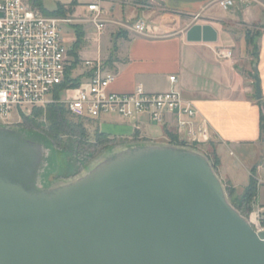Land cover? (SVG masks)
Segmentation results:
<instances>
[{
  "label": "water",
  "instance_id": "obj_1",
  "mask_svg": "<svg viewBox=\"0 0 264 264\" xmlns=\"http://www.w3.org/2000/svg\"><path fill=\"white\" fill-rule=\"evenodd\" d=\"M12 129L0 125V264H264V229L232 204L197 149L123 144L52 186L42 178L45 165L57 167L51 146L2 132ZM17 163L40 165L30 185L11 172Z\"/></svg>",
  "mask_w": 264,
  "mask_h": 264
},
{
  "label": "crops",
  "instance_id": "obj_2",
  "mask_svg": "<svg viewBox=\"0 0 264 264\" xmlns=\"http://www.w3.org/2000/svg\"><path fill=\"white\" fill-rule=\"evenodd\" d=\"M160 2V13L143 8L136 13V5L150 4V0H102L104 13L112 12L110 19H122L131 9L132 18L148 20L149 27L143 34L133 27L131 32L123 31L116 59L108 65L116 73L109 90L125 93L142 86L148 92L179 91L197 110L191 120L195 128L208 132L204 143L218 159L217 172L223 182L245 189L255 180L253 199L264 209V28L258 36L256 63L261 99L256 98L250 45L241 31L245 25L264 24V0H233L228 9L218 0ZM207 31L214 32L215 40H206ZM221 49L230 50L232 56L220 57ZM172 75L178 78L175 84L170 81ZM103 116L121 119L123 125H111L121 137L160 141L167 136L166 127L179 134L173 121L161 124L160 135H155L146 128L150 121L146 115L131 118L132 124L117 114Z\"/></svg>",
  "mask_w": 264,
  "mask_h": 264
},
{
  "label": "built area",
  "instance_id": "obj_3",
  "mask_svg": "<svg viewBox=\"0 0 264 264\" xmlns=\"http://www.w3.org/2000/svg\"><path fill=\"white\" fill-rule=\"evenodd\" d=\"M102 0H92L86 9L92 22L102 31L106 19L101 6ZM228 9L233 0H218ZM64 19L45 14L34 6L32 0H0V122L8 124L13 120L12 113L19 116L31 113L35 108L46 107L51 103H63L69 113L76 117L99 119L103 115L117 114L124 119L146 115L151 122L176 123L182 139L191 143H204L209 140L204 128H195L191 120L197 110L190 102L183 100L177 90L148 92L142 86L133 92L118 93L109 90L116 73L105 66L100 59H86L82 62L83 71L77 75L72 69L71 47L66 42L60 23ZM138 33L149 31L144 20L134 26ZM220 57H231L230 50H219ZM83 76L80 84L70 86L72 79ZM172 84L178 82L175 75L170 77ZM68 82L65 96L55 98L59 87ZM264 209L259 207L252 216L255 229H264Z\"/></svg>",
  "mask_w": 264,
  "mask_h": 264
},
{
  "label": "rangeland",
  "instance_id": "obj_4",
  "mask_svg": "<svg viewBox=\"0 0 264 264\" xmlns=\"http://www.w3.org/2000/svg\"><path fill=\"white\" fill-rule=\"evenodd\" d=\"M40 1L42 2L43 9L50 13L56 12L59 6L62 5L63 13L55 16L65 20V22L60 23V27L62 28V34L68 45H70L71 50L72 47H75L77 44V33L83 34L79 47H76L81 65L75 72V75L83 71L84 66L82 62L86 59H100L105 66L110 65V63L116 59V55L120 48L122 36L119 37V34L125 30L131 32L132 27L139 20H143L140 16L132 18L133 10L131 9H128L123 18L118 20L109 18L112 15V12L109 14L103 13L102 17L110 20L106 19L105 27L102 31H100L92 22V16L86 9V4L90 3L92 0ZM142 8L155 10L157 13L163 11L160 0H150V4L146 3L141 7L136 5V10H134V12L137 13V10ZM144 21L148 22V20L145 19ZM263 28L264 24L262 23L245 25L241 28L242 34L245 33L244 36L246 41L248 39L252 41V45H250L249 48V55L250 62H252L253 67L257 63L258 36ZM237 33L240 35V30H238ZM64 94L65 91H61L59 93V97L55 96V98L59 99L60 97L65 96ZM56 103L63 104L60 102ZM47 106L40 108L43 109L42 115L40 116H34V110L31 113L24 114V116H19L17 111L14 110L12 113L13 120L7 125L9 127L20 128L21 130L30 133L32 135L31 137L38 142H46L47 145L51 146L52 150L49 154H52V158L57 156V167L55 170H52L50 166L47 167L45 165L43 168L46 169L42 173V178L47 182H50L52 186H57L62 182L78 177L83 173L86 167L94 163L96 160L104 157L107 151L112 147L115 148L123 144L144 140L171 143L174 145H179L181 143L180 140L174 141L168 136H165V138L160 141L139 139L136 137H121L116 134V129L111 126L114 124H122L120 122L121 119L118 116L117 118L120 121L116 120V118L112 116H101L99 119L93 120L90 118L76 117L71 114L67 115L68 120L63 124L59 137H54L51 140L42 133L47 130ZM24 117L32 118L31 120H27ZM125 121H128L129 124L133 123L132 119ZM161 126V124L151 121L146 124V128L155 135H160L162 131ZM102 132L106 133L107 136L101 135L100 133ZM185 142L187 143L186 146L197 149L208 156L211 162H214L211 155L212 148L208 144ZM225 186L231 191V194H229L230 201L237 206L238 210H240L250 222H252V219H254L252 216L259 209L255 200H245L246 197L244 195V189H234L227 184H225ZM261 226L264 227L263 219H261Z\"/></svg>",
  "mask_w": 264,
  "mask_h": 264
},
{
  "label": "trees",
  "instance_id": "obj_5",
  "mask_svg": "<svg viewBox=\"0 0 264 264\" xmlns=\"http://www.w3.org/2000/svg\"><path fill=\"white\" fill-rule=\"evenodd\" d=\"M34 6L40 8L45 14L48 15H61L63 13V9H62V5L59 6L58 10L56 12L50 13L47 12L46 10L43 9V5L42 2L40 0H32ZM124 32L119 34V37L123 36ZM125 34V33H124ZM83 38V34L77 33V44L75 45V47H72L71 50V55L73 57V65H72V69H75L78 64L81 62L79 59V56L77 55V48L79 47V43L81 42V39ZM247 44L248 45H252V41L251 40H247ZM77 47V48H76ZM116 47V46H115ZM257 54H258V48H257ZM83 76H78L75 79H72L70 86L76 87L80 84L81 80H82ZM68 86V82L62 84L58 91L60 89H65ZM55 93L56 97H59V92ZM43 109H34V116H40L42 115ZM69 111L67 110L66 106L64 104H59V103H51L47 106L46 109V120H47V130L46 132H42L47 138L49 139H53L54 137L58 138L60 135V132L62 130L63 124L66 123L67 119V115H69ZM27 120H31L32 117H24ZM262 130H263V115H262V126H261ZM165 134L172 140L174 141H178L180 140L181 143L179 145L182 146H186V142L182 141L180 139L179 134L177 133L176 130H172L169 128H165ZM101 135H106V133L102 132L100 133ZM211 155L214 159V162H212V164L214 165L215 169L217 168L218 165V159L215 156L214 151L211 152ZM217 170V169H216ZM228 194H231V191L229 190L228 187H226ZM244 195H245V200H250L253 199L255 194H256V190H257V184L255 180H252L250 182V184L244 189ZM233 204V203H232ZM234 205V204H233ZM235 206V205H234ZM237 208V206H235ZM238 209V208H237Z\"/></svg>",
  "mask_w": 264,
  "mask_h": 264
},
{
  "label": "flooded vegetation",
  "instance_id": "obj_6",
  "mask_svg": "<svg viewBox=\"0 0 264 264\" xmlns=\"http://www.w3.org/2000/svg\"><path fill=\"white\" fill-rule=\"evenodd\" d=\"M1 124L2 123L0 122V125ZM13 128L14 129H12L10 131H2V132L6 133L8 135H13V136L18 137L20 139V143H24V142L29 141V139H28L29 137H27L28 133L26 131L21 130L20 128H15V127H13ZM17 149H18L17 147H13L10 150L11 154L14 155L16 153ZM52 160L54 161L53 158H51V162H52ZM39 166L40 165H36V167L33 169L29 165H26L23 163H17V164L9 166V168L16 178H18L20 181L24 182L25 184L30 185L33 182L34 178H36L33 176V171H36L35 169H38Z\"/></svg>",
  "mask_w": 264,
  "mask_h": 264
}]
</instances>
